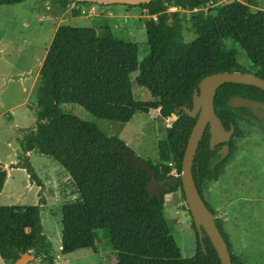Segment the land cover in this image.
Returning <instances> with one entry per match:
<instances>
[{
  "label": "trees",
  "instance_id": "trees-1",
  "mask_svg": "<svg viewBox=\"0 0 264 264\" xmlns=\"http://www.w3.org/2000/svg\"><path fill=\"white\" fill-rule=\"evenodd\" d=\"M25 0H0L2 6H14ZM61 5L66 0H47ZM156 0L138 5L156 20L145 23L148 54L138 62L136 44L116 39L109 29L101 34L91 27L60 25L46 51L34 87L35 127L24 139V161L20 168L31 172L26 154L36 151L51 157L68 174L79 201L61 208L60 254L94 248V233L106 234L115 252L114 264H220L208 237L195 233L194 255L184 258L164 216V196L182 192L179 174L186 143L196 118L183 113L191 109L192 94L199 82L218 72H245L264 79V10L255 0ZM88 6L90 2H75ZM212 8L203 12L205 5ZM215 5V6H214ZM106 6V5H103ZM256 6V7H255ZM183 11L199 9L185 21L171 19L168 8ZM78 16L79 11L72 13ZM194 39L185 42L183 31ZM240 50L250 65L245 69L236 59ZM134 82L150 94L152 101H135ZM233 100L264 105V91L247 85L227 83L214 98V111L225 130L234 126L227 143L229 153L218 162L223 144L209 147L206 127L193 163L192 176L209 212L203 189L224 174L225 165L242 137L238 118L257 120L245 106L233 107ZM79 106L92 117L127 123L136 113L159 109L163 118L176 119L166 131V139L157 142V163L150 165L157 182L164 183L161 196L150 199L147 173L127 162L124 152H132L117 137H107L95 125L88 124L67 110ZM168 162H174L178 177L170 175ZM30 179L35 178L28 174ZM6 172L0 170V193ZM168 190H167V189ZM40 206L0 207V259L14 262L31 253L39 264H53L54 257L42 232ZM189 213V212H188ZM215 225L224 238L232 264H245L233 253L227 235L217 219Z\"/></svg>",
  "mask_w": 264,
  "mask_h": 264
},
{
  "label": "rangeland",
  "instance_id": "rangeland-1",
  "mask_svg": "<svg viewBox=\"0 0 264 264\" xmlns=\"http://www.w3.org/2000/svg\"><path fill=\"white\" fill-rule=\"evenodd\" d=\"M230 1L219 0L217 4ZM38 2L40 5L35 6L36 9L26 3L0 5V157L7 163L16 161L13 165L8 163L12 180H8L0 193V207L41 204L40 220L43 234L52 249L53 264H114L115 252L102 231L94 233L93 249L60 254L61 208L78 202L79 194L59 164L35 151L27 157L31 172L17 168L24 161V139L35 126L36 71L47 50L48 25L91 27L99 34L109 29L116 39L136 44L138 62H141L148 54L144 25L151 19L156 20L157 16H148L139 6L93 3L79 7L78 16L74 17L72 13L76 4L64 6L47 0ZM255 2L257 7L251 11L264 10V0ZM212 7L207 4L202 11ZM197 11H179L172 7L167 10L171 19L179 15L185 21ZM39 15L44 17L39 20ZM183 38L190 42L194 36L184 30ZM236 59L245 69L249 68L250 63L240 50H236ZM135 76L136 73L131 75L134 100L152 101L148 91L135 84ZM230 104L248 107L257 120L238 118L242 137L235 142L236 150L225 165L224 174L204 187L203 196L227 235L233 253L245 264H264V106L239 100ZM10 107L13 108L8 109ZM67 110L80 120L95 125L107 137L115 136L127 143L137 158L152 164L157 163V142L166 139V131L176 119L173 115L163 118L157 109L136 113L129 122L118 123L96 119L79 106H68ZM28 174L35 178L30 179ZM164 216L182 256H193L195 233L180 191L164 196ZM0 264L5 263L0 260ZM29 264H39L38 259Z\"/></svg>",
  "mask_w": 264,
  "mask_h": 264
},
{
  "label": "water",
  "instance_id": "water-1",
  "mask_svg": "<svg viewBox=\"0 0 264 264\" xmlns=\"http://www.w3.org/2000/svg\"><path fill=\"white\" fill-rule=\"evenodd\" d=\"M73 2H90L98 5H129L138 6L147 4L156 0H66ZM232 83L256 87L264 91V79H261L254 74L245 72H218L203 78L197 89L192 94L191 109H184L183 113L190 118H196L194 126L188 137L186 147L183 153L181 162V171L179 174L184 202L187 211L189 212L194 227L201 238L202 231L208 237L213 246L220 264H232L231 255L228 246L219 232L214 222V216L209 212L204 201L199 195L192 176L193 158L198 147L199 141L208 126L209 129V147L214 149L215 146L223 144L219 150L220 158L218 162L227 157L229 147L227 143L230 141L234 126L230 125L228 130H225L220 119L214 111V98L216 92L223 84ZM260 105V104H257ZM264 106V105H262ZM124 158L127 162L136 164L140 169L144 170L150 177L147 184V191L150 194V199L155 196L160 197L161 191L164 189L163 182L155 180V174L152 172L149 164L140 161L132 152H124ZM0 170L7 172V167L0 164ZM167 189V188H166ZM168 190V189H167ZM34 260V255L31 253L22 254L14 264H29Z\"/></svg>",
  "mask_w": 264,
  "mask_h": 264
},
{
  "label": "crops",
  "instance_id": "crops-1",
  "mask_svg": "<svg viewBox=\"0 0 264 264\" xmlns=\"http://www.w3.org/2000/svg\"><path fill=\"white\" fill-rule=\"evenodd\" d=\"M22 3H26V4H28V7H30L31 9L33 8V9H36V7L37 6H39L40 5V3L38 2V0H25L24 2H22ZM36 6V7H35ZM55 8H56V6H55ZM55 8L53 9V11H55ZM46 9H49L48 7H46ZM173 9H177V10H179L178 8H173ZM39 17H40V19L39 20H41L44 16L43 15H39ZM49 26V28H48V45H47V49H48V47H49V44H50V42H51V40H52V38H53V36H54V34H55V32H56V30H57V28L60 26V25H57V26H55V27H53V25H48ZM51 27V28H50ZM47 51V50H46ZM46 51H45V54H44V56H43V59H42V61L40 62V64H39V67L37 68V71H36V78L38 77V72H39V70H40V68H41V65H42V62H43V60H44V57H45V55H46ZM23 90H24V88H23ZM3 106V105H2ZM13 107H10V108H8V109H12ZM1 115V114H0ZM35 127V126H34ZM126 146L128 147V144L126 143ZM33 152H35V151H31V152H28L27 153V157H30L31 155H32V153ZM15 157H16V154H13ZM13 162H16V161H10V162H8V163H10V164H12L13 165ZM0 163L2 164V165H4V166H8V163L7 162H5L4 160H3V158L2 157H0ZM19 167H21V166H19ZM8 170H7V172H6V178H5V182H4V186H3V189H4V187L6 186V184H7V182H8V180L9 181H11L12 179L11 178H9V173H10V168H7ZM17 169H19V171H25L23 168H17ZM32 179V178H31ZM53 184H54V182H53ZM55 184H56V182H55ZM46 188L48 187V185H46L45 186ZM37 188H40V185H38V187ZM46 188H45V190H46ZM2 189V190H3ZM2 192V191H1ZM38 199H39V197H38ZM205 199V198H204ZM206 201V200H205ZM42 232H43V230H42ZM59 250H60V245H59ZM53 255V254H52ZM54 257V256H53ZM1 260V259H0ZM2 261V260H1Z\"/></svg>",
  "mask_w": 264,
  "mask_h": 264
},
{
  "label": "built area",
  "instance_id": "built-area-1",
  "mask_svg": "<svg viewBox=\"0 0 264 264\" xmlns=\"http://www.w3.org/2000/svg\"><path fill=\"white\" fill-rule=\"evenodd\" d=\"M76 3L74 2V3H72V5H75ZM77 6L75 7V10H77V11H80L79 10V7H81V6H79L78 4H76ZM174 7H172V9H173ZM175 8H177V7H175ZM179 9V8H178ZM194 10V9H193ZM196 10V9H195ZM197 10H199V9H197ZM179 11H181V9H179ZM151 17H154V16H151ZM170 168H171V172H170V175L171 176H173V177H178V174L176 173V166H175V163L174 162H168V164H167Z\"/></svg>",
  "mask_w": 264,
  "mask_h": 264
}]
</instances>
